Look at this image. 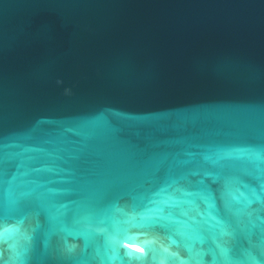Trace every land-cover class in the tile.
<instances>
[{"label":"water","instance_id":"95a60500","mask_svg":"<svg viewBox=\"0 0 264 264\" xmlns=\"http://www.w3.org/2000/svg\"><path fill=\"white\" fill-rule=\"evenodd\" d=\"M0 264H264V0H0Z\"/></svg>","mask_w":264,"mask_h":264},{"label":"snow or ice","instance_id":"6c2138e0","mask_svg":"<svg viewBox=\"0 0 264 264\" xmlns=\"http://www.w3.org/2000/svg\"><path fill=\"white\" fill-rule=\"evenodd\" d=\"M136 259H141L140 257H137Z\"/></svg>","mask_w":264,"mask_h":264}]
</instances>
